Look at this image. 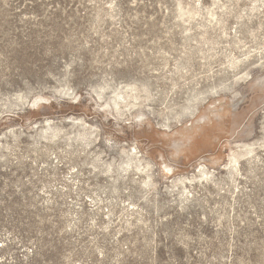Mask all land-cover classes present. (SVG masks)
I'll return each instance as SVG.
<instances>
[{"label": "rangeland", "instance_id": "374dc122", "mask_svg": "<svg viewBox=\"0 0 264 264\" xmlns=\"http://www.w3.org/2000/svg\"><path fill=\"white\" fill-rule=\"evenodd\" d=\"M0 264H264V0H0Z\"/></svg>", "mask_w": 264, "mask_h": 264}, {"label": "bare ground", "instance_id": "6f19581e", "mask_svg": "<svg viewBox=\"0 0 264 264\" xmlns=\"http://www.w3.org/2000/svg\"><path fill=\"white\" fill-rule=\"evenodd\" d=\"M214 3H215V2H214ZM201 7H202V6H201ZM255 48H256V47H255ZM257 48H258V47H257ZM261 48H262V47H261ZM241 60H242V59H241ZM228 79H229V78H228ZM135 99H136V98H135ZM114 104L117 105V102L115 101ZM133 150H135V149H133ZM127 153H128V152H127ZM136 154H137V153H136ZM134 155H135V154H134ZM137 155H138V154H137ZM130 157H131V156H130ZM132 157H133V156H132ZM127 160H128V159H127ZM233 161H237L236 158L233 157Z\"/></svg>", "mask_w": 264, "mask_h": 264}]
</instances>
